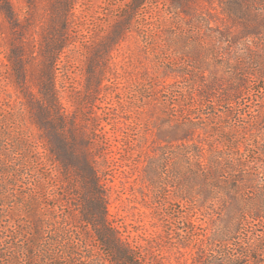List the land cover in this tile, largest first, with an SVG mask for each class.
<instances>
[{
	"label": "trees",
	"instance_id": "16d2710c",
	"mask_svg": "<svg viewBox=\"0 0 264 264\" xmlns=\"http://www.w3.org/2000/svg\"><path fill=\"white\" fill-rule=\"evenodd\" d=\"M148 2L166 6L176 21L168 30L165 56L171 73L184 80L167 93V144L149 160L151 183L158 191L173 188L191 214L200 207L202 216L226 217L223 226L199 240H194L195 225L188 222L184 241L196 247L194 264H264V158L255 146L241 152L239 137L259 123L258 115L256 122H243L239 109L250 86L264 81V57L250 53L232 58L227 33L212 29L203 17L183 21L180 13L188 0H130L118 24L129 25ZM72 4L56 0L53 18L59 30H50L42 40L35 94L26 91L27 58L22 50L11 49L7 55L41 142L31 143L21 128L15 130L21 112L13 122L11 114L0 115V264H148L108 218L107 190L95 168L107 140L96 134L95 123L76 121L59 102L56 72L68 45ZM222 4L224 14L235 11L247 22L254 12L264 28V7L258 9L256 0H236L234 10L230 0ZM0 12L14 21L9 0H0ZM108 61L106 54L98 57L96 72H88L87 92L101 86ZM42 154L56 168L55 178L41 161ZM7 203L17 218L3 215ZM255 226L263 230L255 234Z\"/></svg>",
	"mask_w": 264,
	"mask_h": 264
},
{
	"label": "rangeland",
	"instance_id": "374dc122",
	"mask_svg": "<svg viewBox=\"0 0 264 264\" xmlns=\"http://www.w3.org/2000/svg\"><path fill=\"white\" fill-rule=\"evenodd\" d=\"M235 1L230 0L233 10ZM9 2L14 21L0 12V115L11 114L10 122H13L17 112H21V121L16 122L15 130L21 128L20 134L23 131L29 142L40 146L39 132L31 124V115L14 84L7 55L11 49L22 50L27 58L26 91L35 94L42 40L49 36L50 30H59L53 18L56 0ZM129 2L73 0L66 26L68 45L60 54L56 72L58 98L66 115L76 117L78 122L84 118L86 124L95 123L96 134L107 140L105 155L96 160L95 168L107 190L108 218L122 237L148 264H194L196 247L193 242L184 241L190 228L188 222L195 225L194 240H199L201 235L207 237L223 226L226 217L202 216L200 212L204 210L200 207L191 214L176 199L173 188L165 186L158 191L151 183L154 173L147 166L149 160L159 155V148L167 144V93L174 88V83L184 80L177 73H171L166 63V37L168 30L176 26L166 6L145 3L129 25L118 24ZM222 2L188 0L181 10V18L188 21L203 17L212 29L227 33L232 58V55L243 57L250 53L264 57V28L260 27L258 18H253L255 13L250 14L248 22L240 20L235 11L224 14ZM245 6L243 3V9ZM256 6L261 10L264 0H256ZM125 26H129L127 31ZM120 32L123 37L118 39ZM105 54L109 56L105 79L95 93L87 92L88 72H96V61ZM244 98L239 109L240 119L256 122L258 115L259 123L239 136L243 143L240 150L255 146L258 147L255 152L264 158V81L250 86ZM41 161L52 169L55 178L56 168L50 166L44 154ZM59 194L66 198L65 194ZM9 205H4L3 215L12 220L17 215L9 210ZM71 213L76 216V212ZM190 215L188 220L186 216ZM262 230L261 226H255L253 233L259 234Z\"/></svg>",
	"mask_w": 264,
	"mask_h": 264
}]
</instances>
